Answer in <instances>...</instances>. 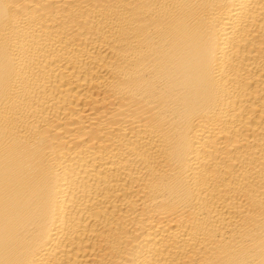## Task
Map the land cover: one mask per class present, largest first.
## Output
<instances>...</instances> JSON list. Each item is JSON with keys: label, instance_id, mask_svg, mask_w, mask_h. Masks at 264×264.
Here are the masks:
<instances>
[{"label": "bare ground", "instance_id": "obj_1", "mask_svg": "<svg viewBox=\"0 0 264 264\" xmlns=\"http://www.w3.org/2000/svg\"><path fill=\"white\" fill-rule=\"evenodd\" d=\"M0 264H264V0H0Z\"/></svg>", "mask_w": 264, "mask_h": 264}]
</instances>
